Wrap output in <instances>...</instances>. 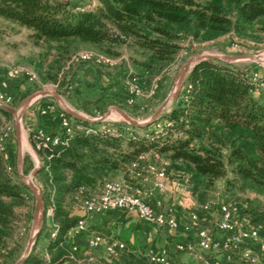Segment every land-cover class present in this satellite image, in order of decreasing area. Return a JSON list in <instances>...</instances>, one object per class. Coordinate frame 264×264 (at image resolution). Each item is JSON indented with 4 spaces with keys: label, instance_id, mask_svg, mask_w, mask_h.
Wrapping results in <instances>:
<instances>
[{
    "label": "trees",
    "instance_id": "1",
    "mask_svg": "<svg viewBox=\"0 0 264 264\" xmlns=\"http://www.w3.org/2000/svg\"><path fill=\"white\" fill-rule=\"evenodd\" d=\"M226 1L235 6L237 18L244 24L264 18V0ZM84 2L93 5L92 8L66 0H0V20L33 31L36 46L44 47L47 52L54 49L59 56L69 53L75 43L96 47L129 43L147 57L146 62L138 63L148 69L174 59L179 49L176 43L179 33L188 30L194 35L196 30L223 32L233 24L222 0ZM131 78L139 79L137 75ZM262 84L264 81L253 82L231 64L202 60L187 75L184 90L171 111L153 123L164 122L163 132L152 131L149 136L146 133L149 126H132L135 133L130 136L122 129L116 130V135H87L76 129L72 138L62 133L61 142L69 139L66 145L60 143L49 149L37 147L43 160L36 178L42 188L44 216L46 218L45 211L51 205L53 227L58 229L57 240L51 241L45 249L51 263L80 264L77 254L72 258L68 243L71 230L84 218L74 215V204L100 195L112 174L128 171L139 163L142 155L155 152L170 163L173 178L182 181L189 177L190 191L200 206L208 204L202 199V189L208 191L218 179L230 173L264 192ZM1 113L11 116L6 110ZM64 114L77 124L91 125ZM31 136L36 144L40 142L38 135L32 133ZM3 160L1 155L0 195L18 196V188L4 175ZM145 164L140 163L133 172L143 174ZM197 214L201 215L199 211ZM254 221H264V215L255 213ZM44 256L34 248L24 264H45ZM132 260L128 259V264ZM0 264H6L1 256ZM226 264L247 263L236 259Z\"/></svg>",
    "mask_w": 264,
    "mask_h": 264
},
{
    "label": "rangeland",
    "instance_id": "2",
    "mask_svg": "<svg viewBox=\"0 0 264 264\" xmlns=\"http://www.w3.org/2000/svg\"><path fill=\"white\" fill-rule=\"evenodd\" d=\"M66 1L80 2L81 6L89 9L93 6L85 3V0ZM198 1L206 3L208 0ZM222 1L233 21L227 31L196 30L195 35L189 30L179 33L180 38L176 41L179 49L174 59L166 64H156L153 69L139 64L146 62L147 57L135 51L129 43L104 44L101 47L75 43L73 49L69 53L63 52L62 56L54 49L47 52L44 48H33L21 43V49L8 56L0 42V71L6 72V76H0V84L6 82L5 87L0 86V91L11 99L7 107L18 112L17 116L11 113L10 117L0 113V136L10 132L7 143L10 161L7 163L3 160L6 165L3 172L19 193L18 196L0 195V256L6 264L20 261L31 240L34 243L32 251L36 248L38 253L45 255L40 240L45 230L53 232L54 229L53 215L48 216L51 205L45 211L46 218L44 216L39 219L35 226L36 193L29 186L27 178L42 167L43 160L31 136L33 132L49 138L61 137L64 128L60 116L68 114L69 109L90 119L88 122L96 129H122L128 135H133L135 132L132 125L127 123L123 114L142 125L152 121L168 97L177 93L179 95L184 90L186 79L181 82V74L185 65L196 57H231L232 60L225 63L247 74L250 80L256 79V83L264 81V18L252 24H244L238 20L235 6L226 0ZM83 55H100L110 62H86L81 59ZM12 69H20L22 72L10 82L8 73ZM131 75H137L139 79L134 80ZM174 102L175 99H172L161 116L171 111ZM109 112L106 121L96 122ZM17 121L21 126L20 141L16 135ZM148 126L146 133L149 136L152 131L163 132L165 129L164 122ZM133 171L130 168L126 172H116L109 181L127 178L126 173H129L130 178L127 179L134 187L153 191L152 197L161 201V190L154 187L155 183L147 184L152 179L150 172L145 169L140 177H135ZM33 181L41 193L36 174ZM143 181H147L146 184H142ZM201 193L203 201L212 206L213 213L222 203L235 206L247 220L248 226L260 227L261 236L264 237V221L252 222L255 213L264 215V192L259 187L230 173L218 179L208 191L203 192L202 189ZM73 212L77 213V217L81 216L79 213L83 214L80 201L74 204ZM36 232H39L38 236H35ZM117 239L120 240L118 237L112 240ZM126 245L128 252L120 259H113L102 252L98 253V261L89 262L87 255H80L78 259L80 264H128V259H133L131 264H150L146 244L142 245L140 252L135 253L131 252V246ZM245 251L258 256V264H264V257L256 246L245 243L240 246L239 252ZM228 253L232 255L237 252ZM83 259L86 262L83 263ZM222 263L226 264L223 260Z\"/></svg>",
    "mask_w": 264,
    "mask_h": 264
},
{
    "label": "built area",
    "instance_id": "3",
    "mask_svg": "<svg viewBox=\"0 0 264 264\" xmlns=\"http://www.w3.org/2000/svg\"><path fill=\"white\" fill-rule=\"evenodd\" d=\"M83 61L95 62V63H109L110 61L100 55H83L81 57ZM77 60V59H76ZM22 71L20 69H12L8 73L9 79H15L19 77ZM256 82V79L255 81ZM0 86L5 87L6 82L0 84ZM262 86H264L262 84ZM139 91H137L138 93ZM11 101L10 98H6L0 91V113L1 108L9 105ZM64 132L69 138H72L74 130L84 131L87 135H110L117 134L116 130L112 129H96L95 126L89 125L83 127L77 124L74 120L68 119L63 113L60 116ZM130 136V135H129ZM10 139V132L4 133L0 136V154L3 156L4 160L8 163L10 157L8 154L7 143ZM39 144H37L38 149L45 148L49 149L51 146H56L58 144L66 145L69 141L67 139L65 142H61L60 137L49 138L44 134L40 133L38 135ZM146 163L143 170L147 169L154 177L155 184L154 187L163 191L165 189L164 181L171 174L170 173V163L165 161L159 154L152 152L150 154H145L140 157L139 163L133 164L132 168H139L140 163ZM11 171V168L8 167ZM140 174L135 173V177H140ZM182 186L186 190L190 188L189 177H185L182 180ZM153 191H144L138 186H133V184L126 178H122L117 181H108L104 184L99 196L91 197L89 199H84L82 204V210L84 213V218L78 222V224L71 230V233L79 234L85 231L86 218L90 215L101 214L109 211H127L137 214L141 221L149 224L156 225L162 229L174 230L177 229L178 223L173 215L168 212L158 211L156 207L149 203V198L152 197ZM196 203H193V209L196 208ZM221 216L217 222V227L219 230L232 234L224 246V250L228 253L237 252L240 255V261L247 264H258L259 258L250 251L239 252L240 246L245 243H250L258 248L260 251H264V237L261 236V228H250L248 226L247 220L242 219L236 221L234 219V214L237 211L235 206L222 203L220 206ZM200 210L203 213H212L213 209L210 203L200 206ZM53 215V207L48 209V216ZM186 231L195 230L198 236V246L203 251H211L218 246L215 236L212 232L203 228L201 225L200 216L196 211H193L189 216V223L185 227ZM69 234V235H70ZM58 238V229L54 228L52 233V241H56ZM90 247L92 249H99L105 244V250L109 257L113 259H119L123 257L127 252V245L124 242L116 240H106L102 235L95 234L90 239ZM183 250V247L179 248ZM191 250V249H190ZM76 254V250H72ZM45 264H52L50 257L45 253ZM148 258L150 264H171L168 253L166 251L156 252L151 249L148 251ZM202 264H223L221 260H211L204 259Z\"/></svg>",
    "mask_w": 264,
    "mask_h": 264
},
{
    "label": "crops",
    "instance_id": "4",
    "mask_svg": "<svg viewBox=\"0 0 264 264\" xmlns=\"http://www.w3.org/2000/svg\"><path fill=\"white\" fill-rule=\"evenodd\" d=\"M32 35L33 31L27 28L0 20V42L5 55H12L21 49V43H26L33 48H44L34 44ZM2 75L3 77L6 76V72L0 71V76ZM150 177L152 179L149 182L143 181L142 184H146V182L149 185L155 183L151 173ZM181 183V180L173 178L170 174L164 181L165 189L161 193L159 192L161 201H157L153 197L148 199L149 203L154 205L158 211L168 212L176 218L177 229H162L156 225L146 223L141 221L137 214L133 212L109 211L87 217L85 231L69 235L70 248L76 250L78 256H89L87 258L89 262L98 261V258H100L98 253L102 252L107 255L105 244L99 249H92L89 242L93 235L101 234L106 240L118 237L120 240L117 239L116 241L127 243L132 247L131 252L133 253L140 252V248L144 244L147 246V256L148 251L151 249L158 253L166 251L171 264H202L204 259L223 260L226 263L235 262L236 259H239L238 254L233 253L230 255L224 250L225 243L232 237V234L221 231L217 227V222L221 216L220 208L218 207L215 213H203L200 210V205L195 202L192 193L188 189L185 190ZM193 203L197 205L194 209ZM193 211L200 212L202 227L212 232L216 238L218 246L211 251L201 250L198 246L197 232L195 230L186 231L185 229L189 223V216ZM76 214L74 213V215ZM83 214L79 213L80 218L84 217ZM234 219L236 221L245 219L238 208L234 214ZM52 233L48 229L44 231L43 238L40 240V245L44 246V250L52 241ZM180 247H183V250H180ZM259 252L264 257V251L259 250ZM239 261L237 260V262Z\"/></svg>",
    "mask_w": 264,
    "mask_h": 264
},
{
    "label": "water",
    "instance_id": "5",
    "mask_svg": "<svg viewBox=\"0 0 264 264\" xmlns=\"http://www.w3.org/2000/svg\"><path fill=\"white\" fill-rule=\"evenodd\" d=\"M206 59H211V60H217V61H221V62H228L229 60H232L231 57H224V58H219V57H216V56H207V57H196V58H193L192 60H190L184 67L183 69V72L181 74V77H180V81L183 82L187 75L189 74V72L191 71V69L197 64L199 63L200 61L202 60H206ZM178 93L173 96V97H168L165 102L162 104V106L160 107V109L158 110V112L155 114V116L153 117V120L150 121L149 123L145 124V125H142L136 121H134L132 118H130L129 116L124 115V117L126 118V121L128 124L132 125V126H136V127H145V126H148L149 124H152V123H155L161 116L162 112L166 109V107L170 104L171 100L172 99H177L178 98ZM59 98V97H58ZM1 110H6V111H9L10 113H12L13 115L17 116L18 112L17 110H14L10 107H3L1 108ZM67 113L68 115H70L73 119H77V120H80V121H91L90 119L82 116V115H79L71 110H67ZM108 115H110V112L101 117L99 120H97L96 122L98 123H102L104 121L107 120V117ZM16 135H17V138L18 140L20 141V138H21V126H20V122L17 121V124H16ZM38 170V169H37ZM37 173V171L35 170L34 171V175ZM33 175V176H34ZM33 176L30 177V178H27L28 180V184L29 186L34 190V192L36 193V205H35V215H34V220H35V226L37 225L39 219H43L44 218V202H43V196H42V193H39L37 191V188L35 187L34 185V181H33ZM39 232H36L35 233V236H38ZM34 246V243L33 241L31 240L30 243H29V248L27 249L25 255L23 256V258L18 261L16 264H23L24 260L30 255L31 251H32V247Z\"/></svg>",
    "mask_w": 264,
    "mask_h": 264
}]
</instances>
